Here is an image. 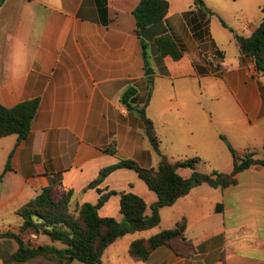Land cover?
<instances>
[{
    "label": "crops",
    "instance_id": "crops-1",
    "mask_svg": "<svg viewBox=\"0 0 264 264\" xmlns=\"http://www.w3.org/2000/svg\"><path fill=\"white\" fill-rule=\"evenodd\" d=\"M167 1L166 19L145 32L155 72L147 115L161 139V152L173 162L199 157L204 167L210 166L206 172L230 173L233 156L221 138L225 136L240 155L254 152L264 159V78L236 42V35L249 37L264 20V0H204L216 13L207 15L208 29L203 23L207 16L193 12L194 0ZM139 2L3 0L0 104L12 108L38 98L40 105L25 139H0V233L19 231L17 210L50 185L52 174H60L64 187L73 190V206L96 204L102 194L114 191L99 214L120 221V193L132 192L151 213L157 194L133 169H117L89 187L103 168L121 159L145 168L157 167L161 160L143 120L121 102L131 86L138 90L139 105L149 96L133 13ZM166 33L183 48L180 60L158 52L154 41ZM217 50L225 54L222 71L207 61ZM113 142L115 155L106 151ZM12 152V170L5 172ZM237 178L236 185L225 189L206 184L193 188L161 209L159 226L110 245L102 264H221L222 259L225 264H264V167L252 166ZM184 217L189 243L174 244L181 254L162 246L145 262L130 256L132 242L172 228ZM28 239L48 244L43 235L33 233ZM7 240L13 239H0V264L18 248ZM22 264L57 262L37 258Z\"/></svg>",
    "mask_w": 264,
    "mask_h": 264
},
{
    "label": "trees",
    "instance_id": "trees-1",
    "mask_svg": "<svg viewBox=\"0 0 264 264\" xmlns=\"http://www.w3.org/2000/svg\"><path fill=\"white\" fill-rule=\"evenodd\" d=\"M3 0H0V5ZM195 10L203 17L216 15L205 4L204 0H194ZM169 11L167 0H140L134 10L137 24V35L141 40L145 70L151 68V55L149 43L146 41V30L156 24L163 23ZM264 11V9H263ZM203 22L208 29L210 17ZM222 24L228 27L223 19ZM158 52L162 57L171 56L174 60L184 57L183 48L168 33L155 39ZM236 42L240 54L251 57L258 73L264 78V20L249 36L236 35ZM225 54L221 50L214 52V57L207 59L211 65L215 64L220 71ZM149 83V96L144 105L136 100L137 88L131 86L121 95V102L133 112H136L144 122L145 134L161 160L157 167L145 168L135 160L121 159L117 163L101 170L99 177L90 183L89 187H97L109 174L117 169L130 168L135 170L148 187L157 194V201L151 205V213L146 214L147 203L139 195L132 192H122L120 211L122 220L114 217H102L99 209L116 194L114 191L104 193L96 204L84 203L73 206V190H67L61 180L60 174L50 175L51 183L44 187L33 199L17 210L22 219L18 232L5 231L0 233V239H13L18 248L15 252L6 254L5 264H22L28 261L44 258L55 260L57 264H72L77 260L85 264H102V258L110 245L127 234L145 231L159 226L161 223V209L173 206L180 198L202 184L213 188L225 189L238 183L237 176L251 168L260 165L264 167V159L255 158L254 152L240 155L232 144L221 138L227 144L233 156V170L224 173L218 170L202 172L199 166L204 164L199 157L185 158L171 161L161 152V139L159 138L153 121L147 115L154 87V77H147ZM40 105L38 98L25 100L12 108L0 104V139L17 135L18 140L25 139L31 132L34 118ZM113 155L117 152L116 142L106 149ZM10 154L5 172L12 170ZM192 170L189 177L179 173V169ZM4 173L0 175V182ZM101 193L103 190H99ZM217 206V211L219 210ZM187 219L184 217L172 228L162 230L148 238L139 239L130 245L129 254L136 261H147L151 253L159 247L168 246L181 254L175 247L176 242L189 243L186 237ZM45 235L52 244H34L28 237L30 234ZM55 243L60 244L56 246ZM221 264H225L222 259Z\"/></svg>",
    "mask_w": 264,
    "mask_h": 264
},
{
    "label": "rangeland",
    "instance_id": "rangeland-1",
    "mask_svg": "<svg viewBox=\"0 0 264 264\" xmlns=\"http://www.w3.org/2000/svg\"><path fill=\"white\" fill-rule=\"evenodd\" d=\"M226 43V42H225ZM225 47H227L228 48V44L226 43L225 44ZM150 51V50H149ZM162 86H167L166 84H162ZM162 86H161V88H162ZM168 86H169V84H168ZM213 104L211 103V107H213L212 106ZM199 170L200 171H202V172H206V170H210V166H199ZM179 171L180 172H185V173H187L188 172V174L189 173H191V170L189 169V168H182V169H179ZM211 172V171H210ZM207 173H209V172H207ZM207 185V184H206ZM209 186V185H208ZM211 187V186H210ZM167 210H169V209H167ZM16 218H18V219H21V217L18 215V216H16ZM43 238H45L47 241H48V244H52V242H51V240L49 239V237H47V236H45V235H43ZM7 242H9L10 244H12L11 246H12V248H13V244L14 245H16L17 243H16V241L15 240H7ZM58 245V244H57ZM11 246H10V248H11Z\"/></svg>",
    "mask_w": 264,
    "mask_h": 264
},
{
    "label": "water",
    "instance_id": "water-1",
    "mask_svg": "<svg viewBox=\"0 0 264 264\" xmlns=\"http://www.w3.org/2000/svg\"><path fill=\"white\" fill-rule=\"evenodd\" d=\"M155 72H154V70L152 69V68H148L147 70H146V76H150V75H153Z\"/></svg>",
    "mask_w": 264,
    "mask_h": 264
}]
</instances>
